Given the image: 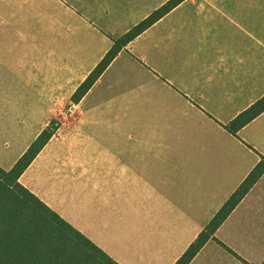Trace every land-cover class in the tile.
Listing matches in <instances>:
<instances>
[{
	"label": "crops",
	"instance_id": "1",
	"mask_svg": "<svg viewBox=\"0 0 264 264\" xmlns=\"http://www.w3.org/2000/svg\"><path fill=\"white\" fill-rule=\"evenodd\" d=\"M0 0V166L58 128L20 182L118 264H176L264 157V0ZM73 105L76 112L66 113ZM190 264H264V174Z\"/></svg>",
	"mask_w": 264,
	"mask_h": 264
},
{
	"label": "trees",
	"instance_id": "2",
	"mask_svg": "<svg viewBox=\"0 0 264 264\" xmlns=\"http://www.w3.org/2000/svg\"><path fill=\"white\" fill-rule=\"evenodd\" d=\"M185 0H170L115 41L114 46L73 96L79 102L122 49ZM264 112V97L240 114L232 132ZM58 122L53 120L10 170L0 166V264H118L39 197L20 177L53 138ZM264 174V157L245 182L226 202L207 228L176 264H190L218 228Z\"/></svg>",
	"mask_w": 264,
	"mask_h": 264
},
{
	"label": "rangeland",
	"instance_id": "3",
	"mask_svg": "<svg viewBox=\"0 0 264 264\" xmlns=\"http://www.w3.org/2000/svg\"><path fill=\"white\" fill-rule=\"evenodd\" d=\"M21 0H16V4H20ZM24 1V0H23ZM39 1L40 0H33V6L32 8V13H25V12H18L17 11V17L18 20L22 19V20H31L33 23V35L36 36H40V9H39ZM2 4H9V5H13L15 4V0H1ZM198 4L204 3V0H197ZM71 106V105H70ZM66 107V113L68 114V108L70 107Z\"/></svg>",
	"mask_w": 264,
	"mask_h": 264
},
{
	"label": "built area",
	"instance_id": "4",
	"mask_svg": "<svg viewBox=\"0 0 264 264\" xmlns=\"http://www.w3.org/2000/svg\"><path fill=\"white\" fill-rule=\"evenodd\" d=\"M75 112H76V110H75L74 106L71 105V106L68 108V114L73 115V114H75Z\"/></svg>",
	"mask_w": 264,
	"mask_h": 264
}]
</instances>
